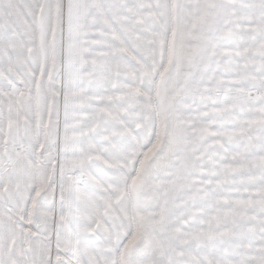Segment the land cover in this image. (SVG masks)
Returning <instances> with one entry per match:
<instances>
[{
  "label": "snow or ice",
  "instance_id": "6c2138e0",
  "mask_svg": "<svg viewBox=\"0 0 264 264\" xmlns=\"http://www.w3.org/2000/svg\"><path fill=\"white\" fill-rule=\"evenodd\" d=\"M0 264H264V0H0Z\"/></svg>",
  "mask_w": 264,
  "mask_h": 264
}]
</instances>
